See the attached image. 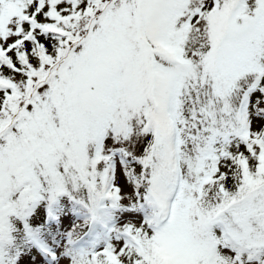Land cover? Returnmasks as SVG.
Returning a JSON list of instances; mask_svg holds the SVG:
<instances>
[{"label": "snow or ice", "instance_id": "obj_1", "mask_svg": "<svg viewBox=\"0 0 264 264\" xmlns=\"http://www.w3.org/2000/svg\"><path fill=\"white\" fill-rule=\"evenodd\" d=\"M0 264H264V0H0Z\"/></svg>", "mask_w": 264, "mask_h": 264}, {"label": "rangeland", "instance_id": "obj_2", "mask_svg": "<svg viewBox=\"0 0 264 264\" xmlns=\"http://www.w3.org/2000/svg\"><path fill=\"white\" fill-rule=\"evenodd\" d=\"M168 250L171 256H174L177 254V250L175 249V247L168 245Z\"/></svg>", "mask_w": 264, "mask_h": 264}, {"label": "trees", "instance_id": "obj_3", "mask_svg": "<svg viewBox=\"0 0 264 264\" xmlns=\"http://www.w3.org/2000/svg\"><path fill=\"white\" fill-rule=\"evenodd\" d=\"M161 252L165 255V252H164V250L163 249H161Z\"/></svg>", "mask_w": 264, "mask_h": 264}]
</instances>
